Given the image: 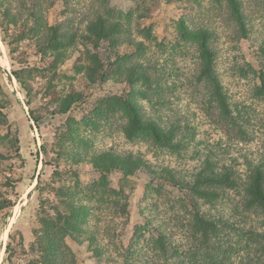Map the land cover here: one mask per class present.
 <instances>
[{
	"label": "rangeland",
	"instance_id": "374dc122",
	"mask_svg": "<svg viewBox=\"0 0 264 264\" xmlns=\"http://www.w3.org/2000/svg\"><path fill=\"white\" fill-rule=\"evenodd\" d=\"M24 1L5 0L1 8L16 16L15 26L10 25L11 15L0 14V264H53L54 257L57 264H162L154 242L146 241V221L154 226L160 219L168 223L177 207L154 208V192L144 172L129 178L119 172L102 176L92 160L106 153L140 155L155 168L185 176L209 152L216 162L232 163L240 173L246 160L264 154V106L252 97L256 79L249 68L260 66L264 48V0H236L245 37L226 0H42L46 10L41 23L60 25L70 44L58 53L47 50L45 56L40 54L45 45L28 33L32 23ZM98 15L119 23L121 40L131 35L134 42L148 46L141 62L165 68L163 85L175 86L168 94L172 108L194 128V144L181 159L154 151L145 142H129L121 133L123 120L112 114L106 99L128 95L131 86L107 67L115 54L133 49L123 44L112 49L107 42L95 47L82 40L87 22ZM182 20L189 29L217 34L216 71L232 102L247 113L249 142L241 143L223 130L201 109L200 100H206L202 88L187 85L196 53L177 37ZM88 52L98 54L104 70L110 71L105 79L98 71L92 78L87 75ZM126 64L120 63L123 70ZM70 100L69 111L59 113ZM139 105L149 117L150 107L143 101ZM161 194L168 197L165 191ZM228 195L229 202L237 200ZM228 203L221 199L211 213L233 216L237 228L264 231L262 219L240 211L231 215ZM75 205L86 214L82 219L70 217Z\"/></svg>",
	"mask_w": 264,
	"mask_h": 264
},
{
	"label": "trees",
	"instance_id": "16d2710c",
	"mask_svg": "<svg viewBox=\"0 0 264 264\" xmlns=\"http://www.w3.org/2000/svg\"><path fill=\"white\" fill-rule=\"evenodd\" d=\"M27 1L30 2L29 8ZM226 1L232 11L234 23L245 37L246 29L239 3L236 0ZM4 3L5 0H0V14L9 17V9H1ZM43 3L42 0L24 1L29 11L28 20L32 23L28 33L42 43L41 45H45V48L40 49V54L45 56L47 50L58 53L70 44L65 39L66 33H63L60 25L41 23L40 14L46 10ZM11 16L10 25L15 26L16 16ZM87 23L86 34L82 36V40L95 47L101 42H107L112 49L118 44L133 49L130 54H115L114 61L107 67L116 75L125 78L126 84L131 86L128 95L106 99L112 114L119 115L123 120L120 131L124 138L129 142H145L154 151L164 150L177 158L185 155L194 144L191 140V136L194 139V128L189 125L187 116L172 108L168 94L173 93L175 86L163 85L162 72L165 68L146 59L141 62L140 59L149 52L148 46L142 41L134 42L131 35L126 40H121L117 36L119 23L99 15ZM0 30H3L2 27ZM143 33L149 40V32L144 30ZM177 37L180 42L195 48V68L186 81L190 88L200 86L206 94V100H200L201 109L210 113L209 115L215 118L231 137L241 143L249 142L251 132L247 113L232 102L216 71L218 54L213 44L217 42V34L207 29H189L182 20L178 25ZM260 55V66L249 68L256 79L252 97L264 106V48L260 49ZM87 60L90 64L85 69L90 78L94 74H100L99 77L105 79L110 73L109 70H104L105 64L98 54L88 52ZM121 62L129 63L124 70ZM12 76L20 81L16 72H13ZM140 101L150 107L149 117L144 116V107H140ZM71 104L73 103L70 100L64 111L59 113L66 114ZM204 105H207V108H204ZM29 114L31 115V111ZM92 161L95 172L102 176L119 172L129 178L139 171L144 172L154 192V208H171L170 211H173L177 207L176 215H172L168 223L160 219L159 224L154 226L152 220L146 221V230L149 228L150 235L146 241L154 242L162 264H264V231L237 228L232 222L233 216H216L210 210L221 199L228 203L231 195L227 196V193H230L237 200L228 203L232 206L229 214L233 215L239 211L241 214H250L254 218L262 219L263 222L259 221L264 227V154L259 155L257 159L246 160L243 164L244 170L240 173L232 163L216 162L212 152H209L204 159L198 160L196 168L187 170L185 176L177 175L174 169L155 168L140 155L119 156L106 153ZM95 185L104 189L99 184ZM154 186L155 189L152 188ZM162 191H165L168 197L163 198ZM175 191L181 195L174 196ZM1 203L10 202L2 200ZM71 213L70 217L76 215L77 220L86 216L79 205H75ZM67 221V225H70L69 220ZM138 230H142V226L138 227ZM137 233L139 231L135 232L136 235ZM50 249L52 250V247ZM47 252L51 256L52 252ZM52 262L55 264V257Z\"/></svg>",
	"mask_w": 264,
	"mask_h": 264
}]
</instances>
